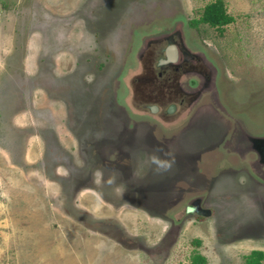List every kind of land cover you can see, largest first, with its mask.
Instances as JSON below:
<instances>
[{
  "label": "rangeland",
  "instance_id": "rangeland-1",
  "mask_svg": "<svg viewBox=\"0 0 264 264\" xmlns=\"http://www.w3.org/2000/svg\"><path fill=\"white\" fill-rule=\"evenodd\" d=\"M214 1L0 0V264H191L195 251L245 264L264 251V0H222L232 22L190 25ZM173 14L167 33L213 70L208 88L174 123L118 99L101 127L134 32L162 33Z\"/></svg>",
  "mask_w": 264,
  "mask_h": 264
},
{
  "label": "flooded vegetation",
  "instance_id": "flooded-vegetation-1",
  "mask_svg": "<svg viewBox=\"0 0 264 264\" xmlns=\"http://www.w3.org/2000/svg\"><path fill=\"white\" fill-rule=\"evenodd\" d=\"M174 15L167 17L168 20L165 22L167 28L164 27L165 31L162 33L157 32L156 25H152L143 31L141 29L139 32H134L133 39L135 38L137 42L132 39L134 42H129L126 45L119 64V67L125 66V68L130 69L131 74L128 76L130 80H125V85L122 82L118 84L123 87V91L119 92L115 86V84L117 85L118 74L115 71L112 72L110 92L105 97V105L110 116L106 114L104 117L95 118L93 115L96 121L102 122H99L101 127L103 123H106V127L109 129L111 122L116 121L112 109H116L118 99L122 101L123 104H121L129 115L136 110L140 113L156 115L157 119L163 123H174L181 120L185 112L198 101L201 94L198 92L199 87H195V85H205L208 88L211 82L210 73L212 74L213 70H209L200 55H193L189 48L193 44L186 36L181 35L178 30L179 34L177 35L174 32L167 33L173 30L174 23L180 22L179 19L172 18ZM152 33H159L160 35L148 39V34ZM140 34H144V36L141 37ZM182 34H185L184 31ZM145 37H147L146 40ZM139 42L141 45L140 50L136 53L137 60L135 62L134 44L138 45ZM172 44L178 50L176 62L166 61L165 50ZM202 76H204L205 81H203ZM93 100L96 106L99 105L98 99L93 98ZM233 118L234 115L230 116L226 113V119L233 120ZM259 158L264 162V154L259 155Z\"/></svg>",
  "mask_w": 264,
  "mask_h": 264
},
{
  "label": "trees",
  "instance_id": "trees-1",
  "mask_svg": "<svg viewBox=\"0 0 264 264\" xmlns=\"http://www.w3.org/2000/svg\"><path fill=\"white\" fill-rule=\"evenodd\" d=\"M234 20L233 16L227 13V10L222 2V0H215L205 6V9L199 19L193 20L192 24L195 25L200 22L208 23L212 26H222L228 24ZM195 244L200 245L201 240L196 238L193 239ZM264 251L253 250L246 259L245 264H263ZM207 259L205 256L201 255L200 252L195 251L191 255V264H206Z\"/></svg>",
  "mask_w": 264,
  "mask_h": 264
},
{
  "label": "water",
  "instance_id": "water-1",
  "mask_svg": "<svg viewBox=\"0 0 264 264\" xmlns=\"http://www.w3.org/2000/svg\"><path fill=\"white\" fill-rule=\"evenodd\" d=\"M165 55H166V61L170 62H176L177 61V58H178V50H177V47L175 45H169L166 50H165ZM264 154V153H262ZM255 169L256 170H259L258 169V166L256 167L255 166ZM195 211V207L192 206V205H188L187 206V212H193Z\"/></svg>",
  "mask_w": 264,
  "mask_h": 264
},
{
  "label": "clouds",
  "instance_id": "clouds-1",
  "mask_svg": "<svg viewBox=\"0 0 264 264\" xmlns=\"http://www.w3.org/2000/svg\"><path fill=\"white\" fill-rule=\"evenodd\" d=\"M263 153H264V151H263Z\"/></svg>",
  "mask_w": 264,
  "mask_h": 264
}]
</instances>
